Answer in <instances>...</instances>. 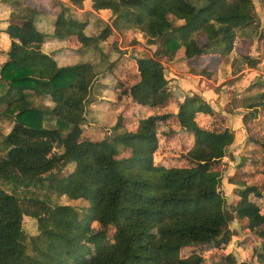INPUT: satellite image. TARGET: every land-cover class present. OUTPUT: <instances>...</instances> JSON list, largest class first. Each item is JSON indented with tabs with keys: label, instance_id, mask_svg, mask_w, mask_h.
<instances>
[{
	"label": "trees",
	"instance_id": "1",
	"mask_svg": "<svg viewBox=\"0 0 264 264\" xmlns=\"http://www.w3.org/2000/svg\"><path fill=\"white\" fill-rule=\"evenodd\" d=\"M67 1L81 5L84 0ZM166 1L170 0H91L82 18L62 6L55 14L51 34L13 18L7 20L3 30L10 44L0 64V103L4 104L0 110V147L4 150L0 152V181L11 185L13 191L0 185V264H198L197 254L181 257L182 250L212 241L224 242L226 264H236L227 252L232 240L229 232L218 225L234 218L245 221V228L263 239L251 246L250 256L264 264V213L250 199H264L260 190L264 180L256 178L247 184L231 177L228 182L240 187L234 192L237 199L228 203L220 189L222 177L216 166L232 144L234 130L227 125L219 131L198 127L204 116L216 115L200 95L184 96L175 115V129L167 132L127 130L120 111L104 138L92 140L83 135L86 107L94 100L98 80L88 51L100 57V64L107 62L102 73L115 81L113 69L119 59L107 61L100 46L114 31L136 29L153 43L154 55L164 56L169 62L179 47H183L187 59L212 54L223 60L230 53L226 43L239 35L249 40L257 35L264 40V27L260 30L253 0H209L198 8L179 1L187 18L178 22L164 16L162 5ZM260 3L264 7V0ZM29 8L32 16L44 14L33 6ZM102 9L111 12V24L96 35L87 34L86 15ZM135 36L132 43L138 42ZM47 38L79 44L69 48L72 63L58 65L55 52H44ZM240 56V62L248 68H256L261 60L249 54ZM134 59L138 81L122 85L129 103L142 108L165 107L171 92L163 63L152 55ZM231 66L234 73L243 69L234 61ZM195 74L212 76L207 69ZM98 84L102 89L107 86ZM117 86V82L112 86V104ZM32 96L47 97L51 105L35 106ZM257 102H264V91L249 97V105ZM187 110L196 113L189 116L184 114ZM258 112L253 107L249 114L257 119ZM171 116L161 113L147 118L164 122ZM180 127L194 137L191 148L182 152L189 165L156 163L154 152L159 149V140L175 134ZM124 149L128 151L126 156L120 155ZM248 158L242 156L237 168ZM69 166L74 170L64 174ZM83 167L88 171L80 172ZM75 170L78 176L72 177ZM31 185L44 187L45 195L16 193L18 188ZM51 193L85 201L86 206L78 209L71 203H54ZM24 216L35 219L36 234L24 232ZM94 222L103 228L91 236L95 246L92 254L85 251L81 240ZM107 227L114 228L113 240L103 251L96 241L104 240ZM152 232L158 238L155 244L149 242ZM238 244L242 247L247 242Z\"/></svg>",
	"mask_w": 264,
	"mask_h": 264
},
{
	"label": "rangeland",
	"instance_id": "2",
	"mask_svg": "<svg viewBox=\"0 0 264 264\" xmlns=\"http://www.w3.org/2000/svg\"><path fill=\"white\" fill-rule=\"evenodd\" d=\"M11 1L0 0V16L4 17L9 15V18H13L18 22H21L24 26L32 25L37 30L43 32L53 31V23L55 14L58 13L62 6L67 7L74 17L82 18L85 16L84 11L90 8L91 0L81 1V5L72 4L67 0H18L13 3ZM179 1L198 8L209 0H170L166 1L162 5V12L164 16L169 20L185 21L187 14L183 13ZM7 3V4H5ZM255 10L260 19L261 28L264 27V7H262L260 0H253ZM44 11V14H36L32 16L30 8L32 7ZM88 25L85 32L87 34H98L104 29L106 24H111L113 16L109 10H99L89 12L87 15ZM4 22V20H0ZM0 26H3L0 23ZM259 30V31H260ZM136 33V36H135ZM137 38L136 43H132L133 37ZM61 42L60 45L53 46L52 43ZM79 44L74 41H52L47 38L43 51H49L53 48L56 53L58 63L68 65L72 63L73 57L69 52V48H77ZM100 46L103 52L107 55V61L117 60L114 71L115 81L108 75H104L103 70L107 65V62L100 64V57H94L90 51H88V59L94 61L96 70L98 71V80L95 83L93 90L94 100L89 102L86 107L85 120L82 124L83 135L92 140H99L104 138L110 131L115 121L117 120V114L122 111L124 117V126L127 130L148 132L153 129L157 134L160 132H167L168 129H175L178 117L175 116L179 110L180 102L184 99L185 95H191L196 93L200 95L204 100L211 105L216 112L215 116H204L205 118L198 123V127L207 130L213 129L216 131L221 130L224 126H229L234 130V140L231 145L224 151L220 164L216 166L221 174L222 180L220 189L227 196L228 203L237 199L234 194L235 190L240 186L229 183L228 180L231 177L239 180L243 179L247 184L252 180L258 178V181L264 180V102H257L254 105H249V97H253L261 91H264V40H259L255 35L251 40L241 37L240 35L236 39L229 40L226 43V48L230 51L226 59L220 60L217 55L209 54L203 57H196L194 59H187L184 57L183 47H179L174 55V60L167 61V58L160 55H154L155 46L153 43L147 42L144 37L136 29H129L128 31L120 32L114 31L106 41L100 42ZM57 47V48H56ZM113 47H116L114 49ZM0 48H7L6 42L3 40V33H0ZM249 54L254 57H260V62L256 68H248L240 62V54ZM121 55V56H120ZM155 56L164 65V75L168 81V88H170L171 97L165 107H150L142 108L134 106L129 103V99L126 96L127 91L123 90L122 85H132L138 81V74L135 65L134 57L139 56ZM120 56V58H119ZM232 61L236 66H241L243 69L239 72H232ZM207 69L212 72L211 77L203 75H197L195 72ZM118 83L117 86V98L115 104L113 94V84ZM98 83L106 84V88H100ZM32 101L35 106L47 107L50 104L49 99L34 97ZM117 103V104H116ZM253 107H257L259 112L258 118L253 119L249 111ZM4 104L0 103V110H3ZM195 111L187 110L186 115L195 114ZM161 113H171L173 116L170 120L160 122L148 121L150 114L156 115ZM183 114V115H184ZM228 119L226 120V118ZM1 124V123H0ZM3 125V124H1ZM0 125V126H1ZM7 127L8 125L5 124ZM5 127V126H4ZM3 131H7L3 128ZM2 131H0V145ZM252 139L263 146H258L253 143ZM194 142V137L191 132L184 130L182 127L177 132L167 138H161L159 140V149L154 152L155 162H161L170 167H185L189 163L182 156V152H186L191 148ZM0 147V152L4 151ZM127 150H122L120 155L126 156ZM119 155V157H120ZM242 156L249 157L247 162L241 167L237 168ZM74 170L73 167H68V170H64V174ZM79 170V169H78ZM80 172H87L86 168H80ZM72 177L78 176V171L75 170ZM0 185L8 191H13L12 186L3 184L0 181ZM260 190L264 193V187L260 185ZM46 189L44 187L33 186L28 189L20 187L16 193L19 196L22 195H36L43 197ZM51 201L57 203H71L78 209L86 206V202L82 200L71 201L64 196H58L51 193ZM264 213V199L250 198ZM245 221L233 219L230 222L218 225L224 230L229 232L231 237V243L227 248V252L234 256L236 264L245 261L246 264H260L255 257H251L252 245H259L263 240L261 236H258L256 232L245 228ZM23 230L27 235L36 234V222L33 217L24 216L22 222ZM103 227L94 222L88 233L83 235L81 245L85 251L95 253V246L91 243L92 235L100 231ZM107 233L104 240H97L98 247L100 246L103 251L108 249L112 243V234L114 232L113 227L106 228ZM151 236L149 242L155 244L158 238L154 235ZM94 239V238H93ZM96 239H94L95 241ZM245 240L247 244L240 246L238 241ZM224 242H209L204 246H191L185 248L181 252V257L189 256L190 254H197L198 264H226L223 256Z\"/></svg>",
	"mask_w": 264,
	"mask_h": 264
},
{
	"label": "crops",
	"instance_id": "3",
	"mask_svg": "<svg viewBox=\"0 0 264 264\" xmlns=\"http://www.w3.org/2000/svg\"><path fill=\"white\" fill-rule=\"evenodd\" d=\"M5 4H7V3H5ZM11 18V17H10ZM9 19V15H5L4 17H2V16H0V20H4V22H1L0 21V23H2L3 24V26H0V33H3V40L6 42V44H7V48H5V49H2V48H0V64L2 63V62H4L5 60L4 59H6V51L8 50V48H9V44H10V39H9V37H8V35L4 32V28L6 27V25H7V20ZM48 33V32H47ZM52 33V31L51 32H49V34H51ZM51 40L52 41H56L57 42V40H55V39H52L51 38ZM63 41V40H62ZM60 43L61 42H58V43H52L53 44V46H59L60 45ZM45 44V43H44ZM44 44H43V46H44ZM42 46V47H43ZM56 47V48H57ZM44 52H46V53H52V52H54V50H53V48L52 49H50L49 51H44ZM57 59V58H56ZM57 63H58V60H57ZM60 63H58V65H59Z\"/></svg>",
	"mask_w": 264,
	"mask_h": 264
}]
</instances>
